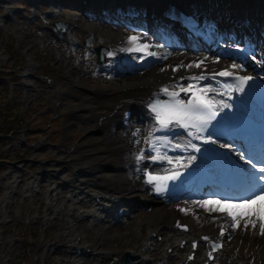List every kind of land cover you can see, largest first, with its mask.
I'll return each mask as SVG.
<instances>
[{
  "label": "rangeland",
  "instance_id": "rangeland-1",
  "mask_svg": "<svg viewBox=\"0 0 264 264\" xmlns=\"http://www.w3.org/2000/svg\"><path fill=\"white\" fill-rule=\"evenodd\" d=\"M29 1L31 0L0 1V135L2 132L8 134L0 138V159L2 156L7 158L16 154L19 159L16 164L22 167L18 174L24 177L23 181L18 183L15 172H10V164L0 162V264H72L73 262L67 261L70 259L69 255L63 251L58 253L60 258L57 261L52 259V256L58 252V250L54 251V244L59 242L63 244L68 241V237H57L62 229L63 221L55 220L57 216L52 218L53 213L56 212L55 209L59 199L47 192L48 182H43L39 196L25 194V187L30 184L32 177L38 174L40 168L38 163L30 165L31 162L26 158L36 159L39 156H36L32 150L33 145L17 146L16 144L22 138L20 131L27 118L37 110L42 109V107L37 106V100L41 99L48 110L39 124L45 127V133L49 141L58 144L59 157L79 158L86 150V148L76 149L79 145H88L90 138H103V132L100 130L92 132L96 131L95 128L98 122L91 120L89 118L90 112L81 107L83 98L92 100V94L81 84L94 89L104 88L108 92H115V95H119L121 89L116 88L115 83L120 76L119 74L113 75V72H107L105 69L96 71V66L93 63L95 55L92 48L99 44L106 45V41L91 37L87 31L80 29H71L68 32L62 30V35L53 33L52 23L56 20L68 22L70 19H84L81 11L74 7L78 6L75 2L81 3V0H62L65 3L57 8L51 6L53 0H39L40 2L36 5H32ZM227 1L212 0L209 7L215 9L214 6H216V9H218L219 6H224ZM243 1L245 0H230L235 8L236 6L240 7ZM246 1L249 7L260 3V0ZM9 8L13 13L8 12ZM52 10H56V14H50ZM239 10L240 8L233 11L238 12ZM7 14L11 18H6ZM33 14L35 15L34 18H32ZM132 30L126 31L128 33H138V29L132 28ZM69 35L74 37L76 45L69 44ZM85 37L91 43L90 47L83 45ZM262 43L264 48V40ZM176 51L183 52L184 50L171 49L170 55L175 56L172 52ZM205 54L206 58H201L200 55L196 56L198 59L203 60L202 65L204 66L206 64L215 66L218 61L222 60H224V63H227V61L233 64L239 63L234 59L222 56L215 50L212 53ZM74 57L79 58V63L75 64L73 62ZM186 60L185 58L184 61ZM254 60L261 67L260 69L264 71V51L261 52V56L255 57ZM155 63L151 62V64L144 67L128 69L123 75L141 74L146 68L155 65ZM29 65L33 66L30 72L35 76L31 78L33 81L31 91L22 86L23 77L21 76ZM249 66L252 68V63L249 62ZM83 68H85V71H83ZM71 69L77 84L71 83L65 76ZM5 96L8 101L10 100V107L15 110L13 117L19 120L16 126L10 125L11 119L9 117L12 112L5 103ZM59 99L62 100L58 101ZM57 102L58 106L55 111V103ZM70 114L72 116L68 119ZM51 120H53L52 123ZM52 128H56L61 137L52 135L54 133V130H51ZM9 129H16L15 137H11L12 134L9 133ZM38 135L40 134L33 136L37 137ZM33 136L30 135V138ZM63 137L64 140L59 142L58 140ZM100 146L106 150L105 145ZM94 149L98 154L106 156V153L103 154V151L98 147H94ZM58 151L52 146H47L42 150L46 154L47 160L58 159L56 157ZM90 161L85 160L84 163L89 165ZM101 168L102 173L109 175L115 173L114 167L111 165H103ZM72 171L74 169L63 171L64 178L69 179ZM93 171H96V168H93ZM80 177L89 178L90 176ZM11 184L14 185V192L9 197V204L3 205V195L8 191ZM113 190L117 189L114 188ZM48 200L52 201L50 202L52 209H46ZM134 202L137 205L133 208V212L120 222L101 221L89 226L88 222L84 221L78 225L76 232L78 234L83 233V241L93 243V247L97 251H102V255L93 256L85 260L84 264H111V261H116L114 264H120L119 256L125 250L148 258L151 262L149 264H157L161 255H165L167 242L163 236H161V240H157L155 237L151 239L155 244L153 250H147L145 247L151 224L147 214L158 206L157 200L146 196L142 192L134 197ZM204 203L206 204L199 205L201 212L209 216L212 214L215 216L224 215L223 212H226V216L233 222L237 235L245 237L247 242L252 241V239H261L264 242V218L260 219L259 214V207L262 205L260 211L264 215V198L254 200L252 206L247 208L245 205L240 211L239 208L228 205L226 207L209 202ZM190 205L194 206V213L199 212L198 208L195 207V203L192 202ZM89 206L88 204L83 207ZM123 207L127 208V206ZM216 211H220V213L215 214ZM252 214H257L255 215L257 218L252 219ZM182 215H190L191 222L189 221V223L199 230L200 223L197 215L195 216L191 211ZM50 217L51 219L48 220L47 218ZM72 235L73 232L70 233L69 237H72ZM231 240V237L227 238L226 248L220 257L223 264H237L238 260L243 261L242 263L245 264H264L262 253L252 256L254 259L251 262L249 261L251 258L245 254L241 242L237 240L235 241L237 245H235ZM108 251L112 252L113 257L108 256ZM105 254H108L107 258H104ZM200 254V251L196 254L197 259H200ZM184 255L183 252L180 258L170 260L166 264L183 262ZM230 256L231 258H229ZM137 264H145V261H139Z\"/></svg>",
  "mask_w": 264,
  "mask_h": 264
},
{
  "label": "bare ground",
  "instance_id": "bare-ground-1",
  "mask_svg": "<svg viewBox=\"0 0 264 264\" xmlns=\"http://www.w3.org/2000/svg\"><path fill=\"white\" fill-rule=\"evenodd\" d=\"M98 1L100 0H93L94 4ZM38 2L40 1L38 0ZM62 3L64 4L65 2L53 0L51 6L57 8L58 5L63 6ZM155 4L157 6L160 5L161 0H155L152 2V5ZM52 12L54 11L52 10ZM34 16L35 15L33 14L32 18H34ZM137 21V16L135 14H126V17L124 15L110 17L103 12H98L96 17H88L86 20L78 18L75 20L70 19L66 23L67 29L65 32L69 31V28L85 30L91 37H97L106 41L112 55H108L106 63L98 67L105 69L112 64V69H114L120 76L115 83V87L121 89L119 95H115V92H108L104 88L98 87L94 89L88 85L81 84V86L87 88L89 93L92 94V100H88L89 98H83L81 100V107L90 112L89 118L91 120H95L96 123L98 122V125L95 128L96 131L92 132H98L100 130L103 132V138H90L88 145L79 146L78 149L88 148L83 151V153L86 154H81L79 158L68 156L59 157L58 153H56V157L58 158L56 160L57 166L71 165L76 169V172L73 173L69 182H67H71L74 186L75 192L72 193V198L79 193L85 194V191H89L88 189H92V193L100 195L99 202H95L92 197V208L89 213L91 216L96 215L95 217L98 219L101 218L102 221L108 216L106 213L105 215L103 213L104 211L101 209L106 205L111 206L110 204L124 201L123 205L130 206L131 210L136 207L135 204L133 205V200L138 193L143 192L141 190L142 181L139 176V181H134L132 174L136 173V175H139L140 168L144 166V163L149 157H158L161 160L159 166H163L164 164L162 163L165 162V158L174 161L187 150L185 144H182L180 149H176L173 146V142L180 141V137L178 136H168L171 141L166 149L159 147V143L161 142L159 135L153 133V121L150 116L147 115L145 110L147 98H149L153 92L161 86H176L180 81L194 82L204 80L202 82L203 92L201 95L207 99H213L214 92H212L213 89L211 88L210 81L218 79L221 73L236 71V68L233 67V63L229 61L224 63V60L218 61L215 66H210L208 64H206V66L202 65L203 60H201V58H206L205 53H211L213 51L212 47H208L201 51L187 49L178 54H175L176 51L172 53L175 56H171L169 53L165 52V50L170 48L159 43L158 39L153 38V36L151 38L140 32H136V34L127 32L132 30V28L140 29L138 24H134V22ZM132 36L137 37V40L130 41L129 37ZM69 37L71 44L76 43L73 36ZM137 46H140V51L124 50L128 48L135 49ZM149 53H154V55H149ZM197 55H200L201 58L198 59L196 57ZM146 58L154 59L156 63L145 70L143 69L144 72L141 74L127 76L122 74L126 69L118 70L123 62H127L129 66L142 65L146 61ZM185 58L187 59L186 61H184ZM118 62H120L119 66L115 67V64ZM31 68L32 66L29 65L27 70ZM65 76L71 83L77 84L72 69L69 70ZM253 97L257 99V103L264 102V99L261 98L260 95H254ZM62 99H59L58 101H61ZM128 110L136 111L137 118H124L123 113ZM135 126L139 127L138 132H133L132 129ZM100 145H105L106 150ZM94 147H98L103 151V154L106 153V156L98 154L97 151L95 152ZM141 153L144 154V159H138ZM190 157V155H186V160H190ZM84 159H89L92 163L84 165ZM131 161H134L135 167H125ZM57 162H59V164H57ZM103 165L113 166L115 173L109 175L102 173V171L97 173L91 170V168L95 166L103 167ZM86 171L88 172L86 173ZM83 175L92 178L79 177ZM77 180L78 183H75ZM97 187L98 189H96ZM114 188L117 190L114 191ZM8 199L9 196H5L2 203L7 204ZM130 201L133 203L129 204L128 202ZM161 202L163 201L159 200L157 203L158 206L153 208L147 216L150 218L151 223L149 235L152 236L153 233L161 234L167 242L166 248L172 247L170 253L165 252V255H161L158 259L161 260L163 264H166V262L171 259L180 258V255L186 251L187 245H183V247H180L179 245L182 239L191 237L195 238L193 236L199 234L217 236L219 228L221 227L227 229L229 232L228 236H231V241L234 242L235 245H237L235 241L238 240L241 242L246 255L255 256L259 253L264 255L263 240L252 239V241L247 242L245 237L237 235L236 230L233 231L230 226L233 222L230 219L229 223L226 217V212H223L224 215L220 214L215 216L212 214L209 216L201 212L199 205H196L195 207L198 208L199 212H195L194 215H197L200 229H195L192 226L188 234H179L173 229V224L178 218V213L172 208L173 206H167ZM252 204L253 203L251 202L245 205L248 208L252 206ZM260 207L259 214L261 216L260 218L263 219L264 216L260 211ZM218 213H220V211L215 212V214ZM97 221L98 220H94L95 223ZM175 242L177 243L175 244ZM145 245L149 250H153L155 247V244L151 242L145 243ZM186 254L187 252H185V255ZM143 259H145V257ZM202 262L203 260L195 258L189 264H201Z\"/></svg>",
  "mask_w": 264,
  "mask_h": 264
},
{
  "label": "snow or ice",
  "instance_id": "snow-or-ice-1",
  "mask_svg": "<svg viewBox=\"0 0 264 264\" xmlns=\"http://www.w3.org/2000/svg\"><path fill=\"white\" fill-rule=\"evenodd\" d=\"M130 41H135L137 40V37L132 36L129 37ZM147 47V46H145ZM125 51H140L141 48L140 46H137L135 49H124ZM109 55H112V53H109ZM149 55H154V53H149ZM233 67L235 68H241L242 65H234ZM222 75H228V73H221ZM203 78V77H201ZM240 81V84L237 85V89L239 91H244V85L248 84L249 81H251L253 79L252 76H240L237 78ZM164 91L167 92V89H164ZM170 95L172 97L176 96V93H170ZM177 105L181 106L182 108L185 109L186 113H192L194 115V122L192 124V127L196 128V133H192L191 131H189V135H195L197 138H199V134L202 131H205L208 128V125L211 123L212 119L215 117L216 113L211 111V104H206L203 101H200L199 103L196 102H192L189 101L187 104H185L184 101H177L176 102ZM222 107H228L227 104H222ZM160 106L157 104L152 105L151 110L153 112L156 113V119L159 121L161 128H167L168 125L173 123V120H175V125L178 127H182L187 129L188 128V124L184 123L183 120L186 118L185 116L180 115V113H173L171 116L167 117V119H161V113L158 110ZM162 139L167 140L168 137H162ZM215 143L214 140H212L211 138V134H209V136L207 137V139L205 140V143ZM192 148H194L197 152L200 151V148L197 147L196 145H191ZM221 147H230V145H221ZM145 156L143 153H141V155L138 157V159H144ZM152 160H155L156 157H149ZM243 154H241V159H243ZM196 157L192 156L190 157V162L195 160ZM249 163H251V160L248 161ZM253 168L256 167L255 164L252 165ZM259 171L261 173H264V167H261L259 169ZM177 177L176 176H172L170 177V179L175 180ZM159 179L158 177H153L151 175L148 176V183H153L154 180ZM253 179H258V180H262L264 181V175H260L259 177H253ZM155 189L158 193L162 192L163 189L161 187L160 184H156L155 185ZM264 198V187H261L260 190L258 192H252L250 194H248L247 196H236V197H225L224 201L225 203H228L230 201H237L236 203H234L232 206L236 207V208H241L243 207L245 204L247 203H251L254 202V200L256 199H262ZM231 215V213H229Z\"/></svg>",
  "mask_w": 264,
  "mask_h": 264
},
{
  "label": "water",
  "instance_id": "water-1",
  "mask_svg": "<svg viewBox=\"0 0 264 264\" xmlns=\"http://www.w3.org/2000/svg\"><path fill=\"white\" fill-rule=\"evenodd\" d=\"M54 25H55L54 26L55 29H59V28H61L62 23L56 22ZM85 43L87 44L86 41H85ZM94 51L97 53L96 54V63H101L102 61L105 60V53L108 51V48L104 45H99V46L94 47ZM124 256L125 257L127 256V257L131 258L132 260L138 259V257H135V256L130 257L128 253H126V255H124ZM127 257H126V259H127ZM125 260L123 259V261H125Z\"/></svg>",
  "mask_w": 264,
  "mask_h": 264
},
{
  "label": "trees",
  "instance_id": "trees-1",
  "mask_svg": "<svg viewBox=\"0 0 264 264\" xmlns=\"http://www.w3.org/2000/svg\"><path fill=\"white\" fill-rule=\"evenodd\" d=\"M244 4H245V7L248 9L249 6H248L247 3H245V1H244ZM231 7H233V4H232V3L229 4V8H231ZM165 52H166V53H169V54L171 53V52H170V49L165 50ZM172 53H173V52H172ZM178 53H180V52H176L175 54H178ZM170 63H172V62H170Z\"/></svg>",
  "mask_w": 264,
  "mask_h": 264
}]
</instances>
